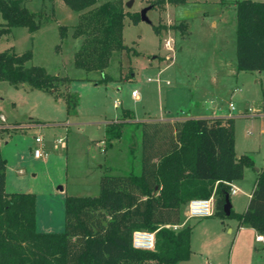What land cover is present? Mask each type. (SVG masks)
<instances>
[{
    "label": "rangeland",
    "instance_id": "374dc122",
    "mask_svg": "<svg viewBox=\"0 0 264 264\" xmlns=\"http://www.w3.org/2000/svg\"><path fill=\"white\" fill-rule=\"evenodd\" d=\"M128 1L131 5H126ZM152 1L124 0L130 11L148 7V21L133 23L129 15L124 16L123 41L135 52L115 51L106 68L107 80L101 79L98 70L75 66L73 55L81 38L72 31L80 12L65 0H24L29 10L40 13L39 26L33 31L13 26L9 34L0 36V50L30 48L28 64L66 76L56 82L55 91L0 79L4 189L34 193L37 230H61L66 195H97L106 166L112 167L113 173L131 167L139 170L140 128L134 127L132 120L123 124L116 120L124 118L173 121L193 114L215 115L222 137H231L236 155L247 153L253 161L232 179L239 190L229 195L234 211L245 207L255 168L264 163L261 73L237 70L225 79L210 75L218 57L236 61V0H185L154 7ZM0 21H4L1 13ZM179 22L185 23V33L171 27ZM60 24L66 25L63 38ZM153 24L164 27L158 33ZM166 40L173 50L165 45ZM133 88L138 97L131 95ZM168 115L171 117L155 119ZM106 123L121 126V136H105ZM36 135L42 137L41 142H35ZM34 146L41 147L42 156H33ZM186 223L192 224V251L175 264H264V240L255 239L256 231L249 224L238 227L233 215L220 217L213 212L188 217L185 203L181 221L173 229Z\"/></svg>",
    "mask_w": 264,
    "mask_h": 264
},
{
    "label": "trees",
    "instance_id": "16d2710c",
    "mask_svg": "<svg viewBox=\"0 0 264 264\" xmlns=\"http://www.w3.org/2000/svg\"><path fill=\"white\" fill-rule=\"evenodd\" d=\"M79 11L72 35L80 37L74 64L87 71L98 70L102 80L115 51H133L123 41L124 16L133 23L139 11L124 8L123 0H65ZM185 0H155L151 6ZM235 56L237 70H257L264 112V0H236ZM0 36L13 26L30 31L39 26L40 13L24 0H0ZM156 32L164 25L153 24ZM185 23L171 27L185 33ZM61 38L66 25H59ZM30 48L16 52L0 50V79L13 84L56 90L66 76L49 73L38 64H28ZM133 121L140 128V166L113 173L106 166L99 178L97 195H66L61 230H37L35 195L30 191L4 189L5 158L0 152V264H175L189 257L192 224L175 230L166 224L181 221L182 207L192 197H215L214 214L233 215L237 226L249 224L264 233V164L257 170L254 187L242 211H224L230 195L227 181L239 177L242 166H252L247 153L236 155L232 139L221 135L217 117H186L173 121ZM123 124V121H120ZM105 136L119 137L121 126L105 124ZM236 160V161H235ZM236 172H232V171ZM134 229L155 233L154 249L134 248Z\"/></svg>",
    "mask_w": 264,
    "mask_h": 264
},
{
    "label": "built area",
    "instance_id": "2783aa9c",
    "mask_svg": "<svg viewBox=\"0 0 264 264\" xmlns=\"http://www.w3.org/2000/svg\"><path fill=\"white\" fill-rule=\"evenodd\" d=\"M165 45L173 50V45L169 40L165 41ZM138 90L133 88L131 90V95L134 97H138ZM118 104V102H115ZM35 142H41L42 137L40 135H36L34 137ZM61 141V138L58 139ZM32 154L34 157H40L43 154V150L40 146H34L32 150ZM228 182V181H227ZM229 183V182H228ZM237 188L233 185H230V192H235ZM187 216L188 217H205L213 214L214 212V198L213 194L208 197H192L187 203ZM178 223L166 224V226H170L172 228H176ZM256 239L259 241L264 240V236L262 234H257ZM131 245L134 248L140 249H154L155 246V233L153 230L148 229H134L131 234ZM213 264V263H209Z\"/></svg>",
    "mask_w": 264,
    "mask_h": 264
},
{
    "label": "crops",
    "instance_id": "0c3cea01",
    "mask_svg": "<svg viewBox=\"0 0 264 264\" xmlns=\"http://www.w3.org/2000/svg\"><path fill=\"white\" fill-rule=\"evenodd\" d=\"M123 3H124V0H123ZM125 8V7H124ZM126 9V8H125ZM126 10H128V9H126ZM105 71H106V69H105ZM237 73V68H236V64L234 63V62H232V61H230L229 59H227L224 55H222V56H220V57H218V59H217V65L215 66V70L210 74L211 75V77L213 78V79H218V77L220 78V79H225L224 77H227L228 75H230V74H236ZM117 116H120V115H117ZM212 116H215V115H197V114H193V115H190V117H212ZM171 116H158V117H156L155 119L156 120H158V119H160V118H170ZM117 121H127V120H142L141 118H138V117H136V118H134V119H130V118H124V119H116ZM107 122H109V121H107ZM100 143L102 142V144H103V142H104V140L103 139H101L100 141H99ZM103 149V148H102ZM104 152H106V149L104 150ZM239 154H241V153H238L237 155H239ZM134 155V154H133ZM135 157V156H134ZM139 159H140V157H139ZM264 164V163H263ZM262 166V165H261ZM261 166H259V167H256L255 168V171L257 172V170L261 167ZM255 177H256V174H255ZM254 181H255V178H254V180H253V183H252V186H251V190L249 191V193H248V197L250 198V196H251V193H252V190H253V187H254ZM229 182V185H233V186H235L236 188H237V190L235 191V192H232V193H236L239 189H238V186L237 185H235L234 184V182H233V180H230V181H228ZM249 198H248V200H249ZM247 203H248V201H247ZM247 203H246V205H245V207L247 206ZM245 207L243 208V209H245ZM242 209V210H243ZM241 210V211H242ZM228 230H231V228H228ZM256 231V230H255ZM258 234V232L256 231V235ZM264 234V233H263ZM262 234V235H263ZM256 235H255V239H256ZM264 236V235H263Z\"/></svg>",
    "mask_w": 264,
    "mask_h": 264
},
{
    "label": "water",
    "instance_id": "95a60500",
    "mask_svg": "<svg viewBox=\"0 0 264 264\" xmlns=\"http://www.w3.org/2000/svg\"><path fill=\"white\" fill-rule=\"evenodd\" d=\"M126 5H131V1H128L126 3ZM147 9H148V7H144L140 11V17H141V19L146 20V21H148V17L146 16V10ZM223 208H224V211H225L226 214H229L230 213L231 204H230V200H229L228 196H226V199H225Z\"/></svg>",
    "mask_w": 264,
    "mask_h": 264
}]
</instances>
